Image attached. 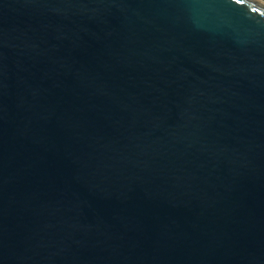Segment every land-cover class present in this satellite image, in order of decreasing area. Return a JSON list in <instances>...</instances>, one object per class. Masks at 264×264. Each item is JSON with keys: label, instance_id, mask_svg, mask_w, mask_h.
<instances>
[{"label": "water", "instance_id": "95a60500", "mask_svg": "<svg viewBox=\"0 0 264 264\" xmlns=\"http://www.w3.org/2000/svg\"><path fill=\"white\" fill-rule=\"evenodd\" d=\"M0 264H264V4L0 0Z\"/></svg>", "mask_w": 264, "mask_h": 264}, {"label": "bare ground", "instance_id": "6f19581e", "mask_svg": "<svg viewBox=\"0 0 264 264\" xmlns=\"http://www.w3.org/2000/svg\"><path fill=\"white\" fill-rule=\"evenodd\" d=\"M257 1H259V2H261V3H263V4H264V1H261V0H257Z\"/></svg>", "mask_w": 264, "mask_h": 264}, {"label": "rangeland", "instance_id": "374dc122", "mask_svg": "<svg viewBox=\"0 0 264 264\" xmlns=\"http://www.w3.org/2000/svg\"><path fill=\"white\" fill-rule=\"evenodd\" d=\"M261 1H264V0H261Z\"/></svg>", "mask_w": 264, "mask_h": 264}]
</instances>
